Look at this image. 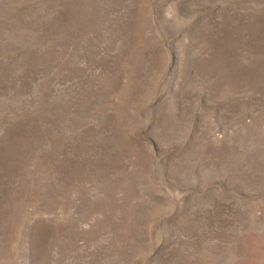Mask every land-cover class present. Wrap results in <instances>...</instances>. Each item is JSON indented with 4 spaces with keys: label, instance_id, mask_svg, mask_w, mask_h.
<instances>
[{
    "label": "rangeland",
    "instance_id": "rangeland-1",
    "mask_svg": "<svg viewBox=\"0 0 264 264\" xmlns=\"http://www.w3.org/2000/svg\"><path fill=\"white\" fill-rule=\"evenodd\" d=\"M0 264H264V0H0Z\"/></svg>",
    "mask_w": 264,
    "mask_h": 264
}]
</instances>
